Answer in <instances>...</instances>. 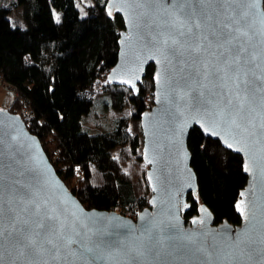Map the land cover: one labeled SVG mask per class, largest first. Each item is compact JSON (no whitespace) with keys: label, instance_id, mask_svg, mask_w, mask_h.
Listing matches in <instances>:
<instances>
[{"label":"water","instance_id":"95a60500","mask_svg":"<svg viewBox=\"0 0 264 264\" xmlns=\"http://www.w3.org/2000/svg\"><path fill=\"white\" fill-rule=\"evenodd\" d=\"M105 9L123 20L107 82L137 94L153 67L152 105L140 115L148 207L135 218L86 209L21 116L0 108V264H264L263 0H107ZM194 127L241 156L237 225L215 223L201 202L184 219L188 194L199 197Z\"/></svg>","mask_w":264,"mask_h":264},{"label":"trees","instance_id":"16d2710c","mask_svg":"<svg viewBox=\"0 0 264 264\" xmlns=\"http://www.w3.org/2000/svg\"><path fill=\"white\" fill-rule=\"evenodd\" d=\"M106 2L0 0L1 83L14 92L8 111L22 116L29 110L22 120L81 204L134 218L151 196L140 115L152 105L153 67H147L137 94L107 82L123 20L107 13ZM19 7L24 26L9 19ZM187 146L199 197L188 194L184 219L196 214L201 202L215 223L239 224L234 204L247 179L241 156L196 127Z\"/></svg>","mask_w":264,"mask_h":264},{"label":"rangeland","instance_id":"374dc122","mask_svg":"<svg viewBox=\"0 0 264 264\" xmlns=\"http://www.w3.org/2000/svg\"><path fill=\"white\" fill-rule=\"evenodd\" d=\"M53 16H54V19L56 21H59V12L58 11H54L53 12ZM9 19L11 21V23L14 25V26H24V23H23V20H22V16H21V8H17L15 10H13L10 14H9ZM2 90L1 92V95H0V98L1 96L4 98L5 100V103H3V107H1V103H0V108H3V109H8L9 105H10V100L13 98L14 96V92L12 91L11 88H8L7 86L3 85L1 82H0V91ZM153 98V97H152ZM147 99V97H146ZM148 100V99H147ZM146 169H147V166H146ZM121 214V213H120ZM127 217H129V215H126ZM135 218V217H134Z\"/></svg>","mask_w":264,"mask_h":264},{"label":"snow or ice","instance_id":"6c2138e0","mask_svg":"<svg viewBox=\"0 0 264 264\" xmlns=\"http://www.w3.org/2000/svg\"><path fill=\"white\" fill-rule=\"evenodd\" d=\"M109 15H111V12H109ZM224 40L225 41H227L228 40V36L227 35H225L224 36ZM127 82V81H126ZM202 127H204L203 125H202ZM204 131L207 133V132H211V134L212 135H218V133L216 132V131H214V130H212V129H209V128H207V127H204ZM228 147L229 148H231L232 147V144H228ZM238 151L240 150V149H237ZM245 171H248V168L246 167L245 168ZM0 235H2V233H0ZM9 235H11V233L9 234ZM26 239H28V243L29 244H32V243H34L30 238H26ZM22 242V241H21Z\"/></svg>","mask_w":264,"mask_h":264},{"label":"built area","instance_id":"2783aa9c","mask_svg":"<svg viewBox=\"0 0 264 264\" xmlns=\"http://www.w3.org/2000/svg\"><path fill=\"white\" fill-rule=\"evenodd\" d=\"M1 78H2V77H1V75H0V82H1V80H2ZM22 114H23V115L21 116L22 119L25 118V119L27 120V119L29 118V116H30V113H29V110H28V109H23Z\"/></svg>","mask_w":264,"mask_h":264},{"label":"crops","instance_id":"0c3cea01","mask_svg":"<svg viewBox=\"0 0 264 264\" xmlns=\"http://www.w3.org/2000/svg\"><path fill=\"white\" fill-rule=\"evenodd\" d=\"M2 84H3V83H2ZM3 85H4V84H3ZM1 92H2V90L0 91V95H1ZM13 98H14V96H13ZM13 98L10 100V104H11ZM0 103H1V107H3L2 105H3V103H5V100H4V98H3L2 96H1V98H0Z\"/></svg>","mask_w":264,"mask_h":264}]
</instances>
